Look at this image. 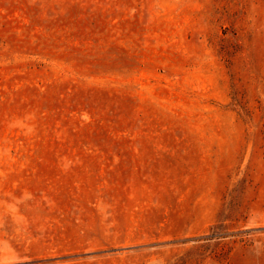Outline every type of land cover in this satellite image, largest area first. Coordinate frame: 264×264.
I'll return each instance as SVG.
<instances>
[{
    "label": "rangeland",
    "instance_id": "obj_1",
    "mask_svg": "<svg viewBox=\"0 0 264 264\" xmlns=\"http://www.w3.org/2000/svg\"><path fill=\"white\" fill-rule=\"evenodd\" d=\"M0 264H264V0H0Z\"/></svg>",
    "mask_w": 264,
    "mask_h": 264
}]
</instances>
